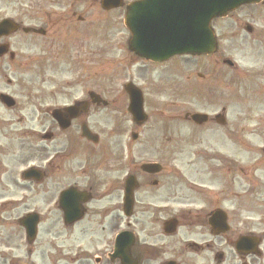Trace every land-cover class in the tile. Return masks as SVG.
I'll return each mask as SVG.
<instances>
[{
    "label": "flooded vegetation",
    "instance_id": "obj_1",
    "mask_svg": "<svg viewBox=\"0 0 264 264\" xmlns=\"http://www.w3.org/2000/svg\"><path fill=\"white\" fill-rule=\"evenodd\" d=\"M102 1L0 0V264H264V0L212 22L214 55L162 62L130 52L127 31L121 54L108 45L115 55L105 56V25L92 34L74 10ZM149 1L136 18L163 9ZM91 37L100 66L115 64L126 83L78 98L67 83L73 102L46 107L44 95L61 94L43 91L44 70L86 69ZM224 37L245 50L243 68L224 56ZM145 41L150 31L136 47ZM191 68L192 85L182 80ZM221 81L227 104L209 107ZM127 83L142 94V121ZM95 116L114 129L98 131ZM138 146L158 153L139 156Z\"/></svg>",
    "mask_w": 264,
    "mask_h": 264
},
{
    "label": "water",
    "instance_id": "obj_2",
    "mask_svg": "<svg viewBox=\"0 0 264 264\" xmlns=\"http://www.w3.org/2000/svg\"><path fill=\"white\" fill-rule=\"evenodd\" d=\"M163 0V9L158 12L147 9L136 18V7L153 6L149 0L139 4H129L126 7L124 25L131 34L129 49L139 56L152 61H165L173 56L210 55L216 51V39L211 29V21L223 18L239 6L256 0ZM105 10L121 6V0H103ZM150 31L152 42L145 41V46L137 48L138 39ZM149 34V33H146ZM137 37V39H136ZM148 45V47H147ZM133 98L135 115H139L137 101L140 97L135 91H130ZM136 117V116H135ZM86 138H91L87 131Z\"/></svg>",
    "mask_w": 264,
    "mask_h": 264
},
{
    "label": "rangeland",
    "instance_id": "obj_3",
    "mask_svg": "<svg viewBox=\"0 0 264 264\" xmlns=\"http://www.w3.org/2000/svg\"><path fill=\"white\" fill-rule=\"evenodd\" d=\"M75 12L78 14H86L87 16V22L91 25L92 29L94 31L92 34L97 35L100 33L102 30L99 29L98 26L105 25V28L103 32L106 35L105 43L102 45L105 47L106 54L105 56L107 58H112L115 54L119 56L121 54L120 52V46L125 45V39H126V31L124 27L122 26V15L123 11H115L111 12L109 14L104 13L99 4H83V5H75ZM240 12H243L242 9ZM102 22V23H101ZM224 26H217L216 27V32L220 36L223 34V28ZM102 32V33H103ZM226 39L225 37L222 38L221 45L224 47H221V50L224 51V56H228L229 59L234 62L239 68H243V65L245 64L246 60H249L248 57L246 59V52L245 50H240L236 51L235 50H229L227 47L229 44L225 43ZM90 51H91V56H94L95 54L97 56H94L91 60L92 63L89 64V66L86 69L80 70V69H70V68H61V67H51L47 68L44 70L42 74V84L41 87L43 88V91L46 93H51V92H58L61 95L56 96L55 98H50L48 95L43 96V102L46 107H49L53 104H56L57 106H61L63 104H67L70 102H73L74 98H78L82 93L84 92H114L115 87L119 89L120 86V80L121 84L126 83L128 77H120L118 75V69L115 67V64H107L105 68H102L100 64L98 63L99 57H98V51L100 49V45L98 42L97 37H91V42H90ZM108 45H112L111 48H115L116 53H111L109 54V47ZM95 52V54H94ZM94 54V55H93ZM211 60V59H209ZM254 57L250 58V61L254 63ZM259 64V61L256 62ZM194 68H191L190 71L187 70V72L184 71L183 75V81L185 82L184 76L187 79V82L190 85L195 84L198 82V79L195 77ZM192 74V76L190 75ZM116 80H112L111 82L107 81L103 84L100 85V80L101 78L108 77ZM36 77V74L32 73L28 77V79H32L34 81ZM40 81V82H41ZM242 81V79L240 80ZM39 82V83H40ZM72 84L74 87V92L72 93V90L67 89L68 85ZM210 87H213V80H209ZM218 91L221 94H224L222 98H220L218 101L215 102L214 106H209V107H214V108H221L223 106H226L227 101H226V93L228 91L226 87L225 81L219 82ZM242 87V85H240ZM21 91V90H20ZM196 91V90H195ZM194 92V91H191ZM74 95V98L71 97L69 98L67 95L71 94ZM193 97V94L187 95V97ZM188 102L196 104L198 103L197 98H188ZM197 105V104H196ZM115 116L114 114H109L108 117H113ZM93 126L97 128L98 131L103 128V130L108 132L109 130L114 129L115 122L114 121H109L106 123V125H101L100 124V119L99 116L93 117L92 121ZM124 129H127V127ZM137 155L142 156V155H155V153H158L157 149H153L151 151H146L144 150L141 146L137 147Z\"/></svg>",
    "mask_w": 264,
    "mask_h": 264
}]
</instances>
